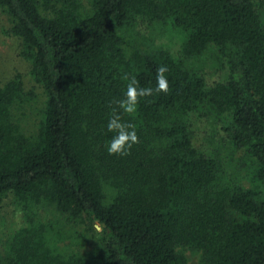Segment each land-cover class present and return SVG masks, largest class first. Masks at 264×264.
<instances>
[{
  "label": "trees",
  "instance_id": "1",
  "mask_svg": "<svg viewBox=\"0 0 264 264\" xmlns=\"http://www.w3.org/2000/svg\"><path fill=\"white\" fill-rule=\"evenodd\" d=\"M0 10L30 80L0 73V206L22 218L8 232L0 214V264H264V0ZM161 65L168 94L124 114L121 77L155 88ZM112 109L140 140L124 157L106 151Z\"/></svg>",
  "mask_w": 264,
  "mask_h": 264
},
{
  "label": "clouds",
  "instance_id": "2",
  "mask_svg": "<svg viewBox=\"0 0 264 264\" xmlns=\"http://www.w3.org/2000/svg\"><path fill=\"white\" fill-rule=\"evenodd\" d=\"M168 68L161 65L156 71V86L141 87L135 77H129L125 74L121 77L127 81L124 98L117 102L118 108L129 117L134 116L138 111V105L141 99L154 96L160 93L168 94L169 82L166 73ZM108 133H113L111 141L106 146L109 155L124 157L130 154L134 145L140 143L136 132V125L131 121H124L120 112L112 109L106 123Z\"/></svg>",
  "mask_w": 264,
  "mask_h": 264
},
{
  "label": "rangeland",
  "instance_id": "3",
  "mask_svg": "<svg viewBox=\"0 0 264 264\" xmlns=\"http://www.w3.org/2000/svg\"><path fill=\"white\" fill-rule=\"evenodd\" d=\"M7 28H8V23H7L6 15L0 10V73L8 72V74L12 75L16 72H20L23 75L25 85H30V80L27 75V69H28L27 63L24 61V59L16 55L18 43L13 36L7 34ZM208 72H209V68H208ZM220 76H221V72L219 70H217L216 72L215 70H213V73L209 75L208 81L219 79ZM207 77H208V73H207ZM39 100L41 101L40 98H38L36 101L39 102ZM24 124L27 125V119ZM199 131L201 132L202 130L198 129L196 131L198 137L200 138L199 140H204L206 147L216 148L219 151V156L221 160L225 161L226 168H229L230 171H232V168L233 169L237 168L236 165L230 163L229 162L230 160L227 161V159L225 158L224 145L221 146L220 143H216V142L210 143V140H207L208 138L210 139V135H214L213 133L208 132L203 139L202 138L203 133L201 134V136H199L200 134ZM215 139L220 141L217 137H215ZM5 202L7 203L8 200L6 199ZM5 202L3 201L2 205L0 206V214H3V225L5 227V230L9 232L11 229L15 228V226L21 223L22 218H21V213H19L16 207L10 205L9 203L6 204ZM79 229L81 230L82 228L79 227ZM189 251L190 250H187L186 254L189 255L193 261H195L196 256H194V254H191Z\"/></svg>",
  "mask_w": 264,
  "mask_h": 264
}]
</instances>
